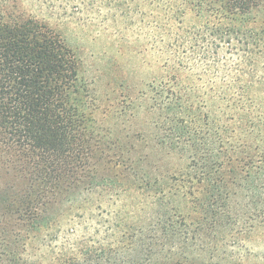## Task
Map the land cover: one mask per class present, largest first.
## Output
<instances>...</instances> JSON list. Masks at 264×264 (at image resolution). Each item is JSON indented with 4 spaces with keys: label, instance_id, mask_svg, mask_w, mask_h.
<instances>
[{
    "label": "trees",
    "instance_id": "1",
    "mask_svg": "<svg viewBox=\"0 0 264 264\" xmlns=\"http://www.w3.org/2000/svg\"><path fill=\"white\" fill-rule=\"evenodd\" d=\"M22 1L0 0V264H244L264 243V0L152 4L158 70L108 115Z\"/></svg>",
    "mask_w": 264,
    "mask_h": 264
},
{
    "label": "rangeland",
    "instance_id": "2",
    "mask_svg": "<svg viewBox=\"0 0 264 264\" xmlns=\"http://www.w3.org/2000/svg\"><path fill=\"white\" fill-rule=\"evenodd\" d=\"M164 0H23L25 11L60 32L81 62L82 73L96 90L109 114L111 90L121 82L137 85L157 72L154 54L148 49L146 30L151 5ZM152 56V57H151ZM111 83L108 85V83ZM105 115V116H106ZM104 115H99L103 119ZM107 118V117H106ZM112 122V121H110ZM108 123V121H106ZM106 207V204L104 205ZM106 220L109 211L97 212ZM255 235L244 264H264V243ZM260 242V243H259Z\"/></svg>",
    "mask_w": 264,
    "mask_h": 264
}]
</instances>
